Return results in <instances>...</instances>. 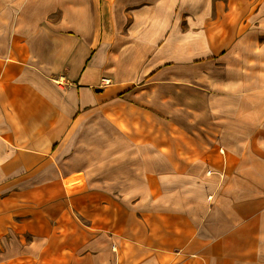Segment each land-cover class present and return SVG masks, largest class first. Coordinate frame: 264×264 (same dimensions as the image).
I'll list each match as a JSON object with an SVG mask.
<instances>
[{
    "label": "crops",
    "instance_id": "crops-1",
    "mask_svg": "<svg viewBox=\"0 0 264 264\" xmlns=\"http://www.w3.org/2000/svg\"><path fill=\"white\" fill-rule=\"evenodd\" d=\"M4 218L7 264H264V0H0Z\"/></svg>",
    "mask_w": 264,
    "mask_h": 264
},
{
    "label": "rangeland",
    "instance_id": "rangeland-1",
    "mask_svg": "<svg viewBox=\"0 0 264 264\" xmlns=\"http://www.w3.org/2000/svg\"><path fill=\"white\" fill-rule=\"evenodd\" d=\"M217 172L220 175H224L222 171H217ZM81 177L82 176H79L78 178L76 177L73 180H79ZM64 182L68 183L69 181L66 179V180H64ZM0 222H1V224L5 225L6 224L5 218L2 219ZM0 229H2L3 232L6 230H9V229H7V226H2V225H0ZM10 247H11V243H9L7 241H0V262H1V264H7V262L10 260V257H7V254L12 252V250L9 249ZM10 264H11V261H10Z\"/></svg>",
    "mask_w": 264,
    "mask_h": 264
},
{
    "label": "built area",
    "instance_id": "built-area-1",
    "mask_svg": "<svg viewBox=\"0 0 264 264\" xmlns=\"http://www.w3.org/2000/svg\"><path fill=\"white\" fill-rule=\"evenodd\" d=\"M102 85H108L112 82V79L108 76L102 77Z\"/></svg>",
    "mask_w": 264,
    "mask_h": 264
},
{
    "label": "water",
    "instance_id": "water-1",
    "mask_svg": "<svg viewBox=\"0 0 264 264\" xmlns=\"http://www.w3.org/2000/svg\"><path fill=\"white\" fill-rule=\"evenodd\" d=\"M100 90V89H99Z\"/></svg>",
    "mask_w": 264,
    "mask_h": 264
}]
</instances>
